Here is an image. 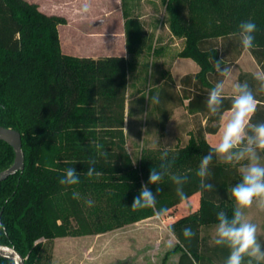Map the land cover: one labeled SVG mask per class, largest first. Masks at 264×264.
I'll use <instances>...</instances> for the list:
<instances>
[{
    "label": "trees",
    "instance_id": "1",
    "mask_svg": "<svg viewBox=\"0 0 264 264\" xmlns=\"http://www.w3.org/2000/svg\"><path fill=\"white\" fill-rule=\"evenodd\" d=\"M165 4L167 27L182 40L177 55L191 58L199 70L180 78V90L171 74H164L155 95L160 98L154 104L158 127L165 128L173 108L184 100L189 112L206 116V123L182 146L141 147L134 163L124 132L128 76L137 63L129 56L135 59L144 51H156L140 19L128 13L122 0L127 56H76L61 50L57 27L66 24L64 16L46 14L27 0H0V125L21 133L24 152L23 170L0 181V243L13 246L25 264H41L45 243L55 238L102 234L153 216L152 209L133 211L130 206L164 150L176 157L174 171L191 175L185 187L188 198L200 194L197 209L167 225L179 238L178 264H223L227 251L205 248L200 228L216 224L220 209L231 215L230 188L240 175L236 168L214 161L212 192H201L195 177L201 157L212 147L205 133L219 128L204 104L220 79L210 58L222 56L225 64L232 65L243 51L233 33L241 22L251 20L258 30L256 47L249 53L264 70V0H166ZM237 80L253 83L252 74L246 72ZM257 98L264 104V93H257ZM229 107L226 99L224 108ZM13 158L12 147L0 140V170ZM90 160L96 161L100 177L84 174ZM69 167L79 173V185L58 183ZM162 188L157 208L168 212L181 201L171 182L165 180ZM74 190L80 200L72 199ZM88 198L95 202L93 207L84 204ZM188 226L196 233L191 241L182 236ZM0 264L14 262L0 258Z\"/></svg>",
    "mask_w": 264,
    "mask_h": 264
},
{
    "label": "clouds",
    "instance_id": "2",
    "mask_svg": "<svg viewBox=\"0 0 264 264\" xmlns=\"http://www.w3.org/2000/svg\"><path fill=\"white\" fill-rule=\"evenodd\" d=\"M88 11L89 6L85 4L82 12ZM257 30V25L247 20L241 22L238 31L233 33L238 37L244 52H250L256 47L254 34ZM210 61L220 79L208 91L204 104L209 117L220 122L221 132L218 142L201 157L195 177L198 178L201 192H212L216 191V186L210 182L214 161L238 168L240 175L239 181L230 188L231 215L223 209L216 213L217 222L210 244L227 250L223 264H264V240L260 238L259 226L248 215L253 207L264 213V120H254L258 106H261L257 93H264V70L252 74L253 83L247 80L240 82L233 80L234 68L225 64L222 56L219 59L212 56ZM229 84L232 92L230 97L226 95V86ZM226 99L230 100L228 109L224 108ZM150 103L159 104V96H151ZM159 160L158 166L149 169L147 181L141 184L130 206L133 211L152 209L156 219L167 215V209L157 208V195L163 191L162 184L165 180L175 186L176 196L181 202H185L188 199L185 187L192 179L188 172L173 170L176 157L170 158L167 150L161 152ZM95 163V160L89 161L90 166L84 173L87 178L102 175L96 171ZM80 182V175L75 167L65 169L58 180L60 185L67 187L79 185ZM72 199L80 200V193L74 190ZM94 203L91 198L84 200L87 207H93ZM168 234L179 243L172 226L168 227ZM195 235L190 226L182 230L185 240L191 241Z\"/></svg>",
    "mask_w": 264,
    "mask_h": 264
},
{
    "label": "crops",
    "instance_id": "3",
    "mask_svg": "<svg viewBox=\"0 0 264 264\" xmlns=\"http://www.w3.org/2000/svg\"><path fill=\"white\" fill-rule=\"evenodd\" d=\"M29 2H34L38 5V8L46 14H59L67 19V24H70L69 14L71 15H84V17L79 18L80 21L86 23L88 15H109L115 12L118 13V19L120 22V14L122 11V0H100L97 4L91 5L90 0H27ZM87 4L89 6V11L87 13L82 12L83 6ZM94 7V8H93ZM93 8L94 10H90ZM100 19H93V23H99ZM124 18L122 19L123 25ZM59 27V25H58ZM120 55L127 56L126 49L120 53ZM191 60V68L188 71H183L177 77V88L180 90V78L188 73H196L199 70L198 65L191 58H183ZM163 53L157 59V62H152L151 69V96L156 95L157 87L161 84L163 80V71H157L163 69ZM139 61H137L138 63ZM134 66L135 79L131 82L130 76H128V86L126 92V103H125V119H124V132L125 141H127V135L134 138L136 141L139 135V141L149 143L146 147L149 148H168V146H173L180 142L179 146L184 145L191 133L199 126H204L206 123V116L199 111L189 112L186 108V100L181 105L173 108L172 113L169 116L168 122L165 128L161 131L158 127V117L153 103L145 102L142 100V85L144 83L141 70H139V64ZM234 68L233 80H237L239 73L246 72L253 74L254 72L261 70L258 63L255 61L253 56L249 52L242 51L235 62L231 65ZM155 68V70H153ZM134 73L132 75H134ZM133 85V86H132ZM133 88V89H132ZM134 91L132 95L133 102L130 106L128 103L129 90ZM226 95L231 96V85L226 86ZM150 96V97H151ZM149 110L145 113L144 109ZM259 110L264 109V104L261 102V106H258ZM227 117V112L225 113ZM255 121L264 120V113H259L254 118ZM221 132V125L219 122V128L215 133H205L206 141L214 146L219 138ZM138 133V135H137ZM156 141L159 144L150 145V142ZM127 143V142H126ZM175 143V144H174ZM127 148V147H126ZM133 162L134 159L130 150L127 149ZM141 150V148H140ZM139 150V154H140ZM138 154V157H139ZM137 157V160H138ZM219 162V161H218ZM137 163V162H134ZM222 163V162H220ZM238 171V168H236ZM239 172V171H238ZM199 193L192 195L185 202H180L175 207L167 212V215L156 219L155 216H150L148 218L126 224L120 228L108 231L111 232H122L120 241L122 246L127 243L129 254L127 259L131 262L130 264H178L179 256L181 251L176 249L178 245L176 240H172L168 234V223L175 220L177 217L185 215L195 209L199 205ZM250 219L259 226V235L262 240H264V213L259 212L253 207L248 211ZM215 224L202 226L200 228V237L203 238L204 247L208 248L209 251L213 249L214 252H221L222 249L218 246L210 244V240L214 233ZM123 248V247H121ZM124 250V249H123ZM122 250V251H123ZM121 251V252H122ZM227 251V250H226Z\"/></svg>",
    "mask_w": 264,
    "mask_h": 264
},
{
    "label": "rangeland",
    "instance_id": "4",
    "mask_svg": "<svg viewBox=\"0 0 264 264\" xmlns=\"http://www.w3.org/2000/svg\"><path fill=\"white\" fill-rule=\"evenodd\" d=\"M100 0H90V4H97ZM125 9L131 16H136L144 25L148 35L152 37L151 44L156 50L152 54V49L144 51L143 54L136 57L129 56L132 61H139V70H141L144 83L142 85V100L148 102L151 96V69L152 62H157L160 54L163 53V71L162 75L169 73L177 83V77L183 71L190 70L191 60L183 59L177 55L182 47V40L175 38L166 24V0H124ZM94 8V7H93ZM91 8L90 10H94ZM70 24L59 25L58 34L61 50L65 53L76 56L99 57L103 55H120L125 48L124 27L122 24L123 9L120 14L109 15H88L86 23L79 20L84 15H68ZM100 19L99 23H93V19ZM82 19V18H80ZM67 24V19H66ZM134 69V67H133ZM132 69L130 76L131 82L135 79V73ZM155 70V68L153 69ZM134 73V75H132ZM133 86V85H132ZM133 89V88H132ZM130 89L128 95L129 106L133 102L132 95L134 91ZM147 113L149 110L144 109ZM138 135V133H137ZM133 141L130 135H127L126 147L130 150L134 162L141 147H146L149 143ZM159 144L156 141L150 142V145ZM175 144V143H174ZM180 145V142L174 147ZM165 148V146H162ZM173 149V146H168ZM122 232L102 233L84 236H66L58 237L45 243L43 248V258L41 264H130L127 259L129 254L127 243L122 246L120 237ZM123 247V248H121ZM124 249V250H123ZM123 250V251H122ZM122 251V252H121Z\"/></svg>",
    "mask_w": 264,
    "mask_h": 264
},
{
    "label": "water",
    "instance_id": "5",
    "mask_svg": "<svg viewBox=\"0 0 264 264\" xmlns=\"http://www.w3.org/2000/svg\"><path fill=\"white\" fill-rule=\"evenodd\" d=\"M0 140L8 143L14 152L12 163L0 170V181L8 176L22 171L24 168V152L22 149L21 133L14 128L0 125ZM0 258L11 260L14 264H25V258L13 246L0 243Z\"/></svg>",
    "mask_w": 264,
    "mask_h": 264
}]
</instances>
